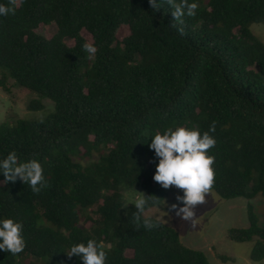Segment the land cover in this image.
<instances>
[{
    "label": "trees",
    "instance_id": "obj_1",
    "mask_svg": "<svg viewBox=\"0 0 264 264\" xmlns=\"http://www.w3.org/2000/svg\"><path fill=\"white\" fill-rule=\"evenodd\" d=\"M196 3L183 35L170 6L154 11L149 0H16L14 13L0 16V87L12 81L54 104L41 121L0 124V157L36 159L46 181L33 193L0 175V217L20 222L25 240L15 256L0 251V264H82L65 251L88 239L102 245L105 264H212L161 222L146 229L122 200L140 188L161 204L148 144L173 125L203 133L215 122L211 190L225 200L264 198V44L250 30L264 24V0ZM47 25L50 38L36 33ZM121 26L129 33L118 40ZM247 214L248 227L230 229L229 239L254 240L250 259L259 262L264 226L251 205Z\"/></svg>",
    "mask_w": 264,
    "mask_h": 264
},
{
    "label": "clouds",
    "instance_id": "obj_2",
    "mask_svg": "<svg viewBox=\"0 0 264 264\" xmlns=\"http://www.w3.org/2000/svg\"><path fill=\"white\" fill-rule=\"evenodd\" d=\"M162 3L170 6L176 21L173 27L183 35L184 17L196 14L198 7L196 0H149V5L154 11L159 10ZM15 6L16 0H7V5L0 3V16L13 14ZM82 47L88 53L96 52L92 44L85 43ZM214 131L215 122L203 133L182 125H173L152 135L148 144L156 160L152 179L164 189L175 186L183 190V195L176 198L180 206L172 204L169 209L182 220L189 222L194 220L195 207L205 203V196L213 186L214 156L209 155L208 150L216 143L215 138L209 134ZM0 175L4 177L3 183L19 179L33 193H39L46 186L41 164L36 159L18 161L15 151H9L6 156L0 157ZM148 206L159 207V200L149 201L145 197L135 199L134 219L139 220L140 214ZM143 226L151 229L157 227L158 223L146 218L143 220ZM22 227L20 222L12 218L0 217V251L15 256L24 250ZM65 254L69 259L78 258L82 264H105L107 258L106 251L95 239L71 243Z\"/></svg>",
    "mask_w": 264,
    "mask_h": 264
},
{
    "label": "rangeland",
    "instance_id": "obj_3",
    "mask_svg": "<svg viewBox=\"0 0 264 264\" xmlns=\"http://www.w3.org/2000/svg\"><path fill=\"white\" fill-rule=\"evenodd\" d=\"M250 30L264 44V24H251ZM36 33L50 38L54 33V25L40 26L36 29ZM128 33L127 26H121L116 34L117 39L121 40ZM82 35L88 42L91 41L85 31ZM67 43L72 45L70 41ZM7 87L9 91L0 87V124L15 118L41 121L54 111V104L48 98L40 97L26 88L14 86L12 81L7 83ZM32 100H38L43 108L28 109ZM162 189L166 195L160 206L146 209L142 216L157 220L174 229L185 247L203 252L212 264H264V260L254 262L250 259L254 240L240 243L229 239L230 229L248 227L247 205L252 206L260 224L264 226V198L256 196L252 199L238 197L225 200L211 190L205 196V203L195 207L194 220L189 222L169 210L172 204L180 206L176 198L183 195V190L175 186ZM145 196L146 193L140 188L122 192V200L125 204H134L135 199Z\"/></svg>",
    "mask_w": 264,
    "mask_h": 264
}]
</instances>
